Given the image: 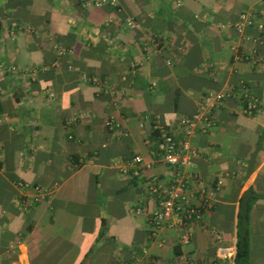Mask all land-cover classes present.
<instances>
[{
	"label": "crops",
	"instance_id": "0c3cea01",
	"mask_svg": "<svg viewBox=\"0 0 264 264\" xmlns=\"http://www.w3.org/2000/svg\"><path fill=\"white\" fill-rule=\"evenodd\" d=\"M89 3L0 0V264H232L247 190L261 195L248 264H264V35L233 27L245 10L264 21L262 0ZM56 45L67 50L57 67ZM252 49L260 62L238 58ZM219 92L208 126L180 123ZM152 121L187 142L190 170L215 192L198 220L154 233L134 213L150 203L144 178L169 174ZM18 180L51 193L23 209Z\"/></svg>",
	"mask_w": 264,
	"mask_h": 264
},
{
	"label": "built area",
	"instance_id": "2783aa9c",
	"mask_svg": "<svg viewBox=\"0 0 264 264\" xmlns=\"http://www.w3.org/2000/svg\"><path fill=\"white\" fill-rule=\"evenodd\" d=\"M264 4V0H262ZM87 3V1H86ZM103 3L114 5L115 0H90L89 4L100 6ZM125 25L129 28L135 27L136 24L131 18L125 19ZM252 26L261 35H264V21L256 16L250 10H245L238 15L233 27L236 31H240L243 27ZM56 59L52 61L53 66L57 67L60 63V57L66 53V49L60 45H56ZM238 58L245 62L254 64L262 60V56L255 49L249 52H241ZM227 94L219 92L215 94H207L198 103L197 109L189 117L181 118L180 123L191 128L196 122L203 121L206 126L210 124V111L220 102ZM243 102L242 111L249 114L256 109V100L247 92L241 94ZM150 131L156 130V150L161 163L168 168V177L157 174L149 175L144 178L145 194L150 200L148 204L136 205L135 214H145L148 224L151 227V233H154L161 224L175 218V222L179 225L195 221L200 218L201 212L205 208L210 207V200L214 196V190L201 186L200 180L190 170L192 163L189 159V146L187 142L177 141L176 138L167 130H165L157 122L150 124ZM141 158L137 155L131 156L127 161V165L135 167L132 170L133 175H138V165ZM19 191L18 201L23 209L27 207V199L31 203H37L46 200L51 189L35 183H29L18 180L14 183ZM119 264H126L120 262ZM142 264H160L153 257L147 256Z\"/></svg>",
	"mask_w": 264,
	"mask_h": 264
},
{
	"label": "trees",
	"instance_id": "16d2710c",
	"mask_svg": "<svg viewBox=\"0 0 264 264\" xmlns=\"http://www.w3.org/2000/svg\"><path fill=\"white\" fill-rule=\"evenodd\" d=\"M55 59L56 56L53 61ZM156 135V130H152L149 135V138L154 143V146L156 143ZM154 150L157 152L156 146ZM260 196L261 195H258L251 190H247L244 191L239 198L236 215L235 250L232 258V264H248V213L254 199Z\"/></svg>",
	"mask_w": 264,
	"mask_h": 264
}]
</instances>
